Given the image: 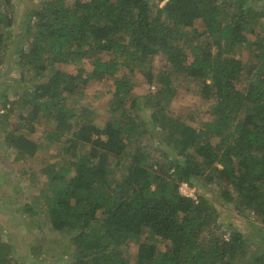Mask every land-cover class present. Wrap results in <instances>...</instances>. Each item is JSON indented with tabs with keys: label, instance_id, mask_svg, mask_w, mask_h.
Returning a JSON list of instances; mask_svg holds the SVG:
<instances>
[{
	"label": "trees",
	"instance_id": "1",
	"mask_svg": "<svg viewBox=\"0 0 264 264\" xmlns=\"http://www.w3.org/2000/svg\"><path fill=\"white\" fill-rule=\"evenodd\" d=\"M15 8L13 0H0V47L20 24L14 52L21 78H31L25 92L34 107L29 117L43 111L53 118L56 131L49 139L66 145L55 148L60 160L42 169L50 191L48 220L72 247L66 263L233 264L246 257V234L236 229L229 240L215 236L210 227L219 220L216 206L205 195L182 194L180 186L225 179L233 188L224 190L225 200L264 223V50L261 38L251 43L249 37L250 27L264 19V0H167L163 6L150 0H42L20 23ZM195 23L202 30L190 37L186 28ZM248 45L256 62L233 54ZM155 55L163 64L153 75L157 100L141 105L131 77ZM61 64H75L77 74L59 70ZM121 68L126 72L116 77L111 104L115 118L100 127L78 115L68 102L76 87L115 79ZM183 86L210 103L199 128L171 111ZM149 103L152 127L158 128L153 135L162 147L154 151L130 145L141 126L131 113ZM7 137L20 154L40 150L30 136ZM145 231L168 241V249L143 240ZM132 242L139 243L133 260L125 255ZM251 260L264 264V252H253ZM0 264H21L13 244L1 239Z\"/></svg>",
	"mask_w": 264,
	"mask_h": 264
},
{
	"label": "rangeland",
	"instance_id": "2",
	"mask_svg": "<svg viewBox=\"0 0 264 264\" xmlns=\"http://www.w3.org/2000/svg\"><path fill=\"white\" fill-rule=\"evenodd\" d=\"M13 1L20 17L18 23H20L27 11L40 7L42 0ZM150 2L154 6H163L167 0H150ZM199 24L188 25L186 32L190 37L202 30V23ZM19 25L12 28L14 37L0 47V239L13 244L15 257L21 264H67L66 260L72 254V247L66 234L56 232L48 220L46 198L50 191L46 189L47 176L42 172L47 164L60 160L55 154V148H60L59 146L62 145L49 139L53 131H56L53 118L44 117L43 111L37 113L35 119L29 117L34 107L28 103L30 96L26 98L25 92L26 88L31 86V78L27 75L26 78H21L18 56L14 52V46L18 40L15 35L19 32ZM249 37L251 43L256 41V38H261L264 50V19L258 20L250 27ZM252 47L249 45L235 47L233 54L244 63L252 60L256 62ZM91 60H88L90 63H84L88 70L91 69ZM162 67V56L155 55L148 62L145 71L136 69L132 74L133 96L140 97L141 105L150 97L153 98V103L156 102L157 99L154 98L156 84L153 83V75ZM58 69L70 74L78 72L75 64H61L58 65ZM125 72L121 68L115 74V79L106 77L103 80L90 81L76 87L74 96L69 95V104L76 108L78 115L86 114L93 123L100 127L105 126L115 118L111 104L116 77L122 76ZM245 80L248 79L244 78L238 84L239 88L246 85ZM193 87L194 85H191L189 88ZM5 96L9 97L6 106L3 104ZM209 105V102L196 95L192 89L183 86L179 88V93L171 105V111L180 115L187 123L199 128L208 119L206 112ZM129 109L130 100L124 106V110ZM131 114L141 125V132L142 129H149L147 134L135 131L130 141L131 147L138 146L149 151L161 149L158 139L153 135L158 128L153 129L150 121L151 104L149 103L146 107L144 105L141 109L132 111ZM30 124L35 126V131L31 132ZM8 132L30 136L40 144L39 152L36 155L20 154L17 148L10 144ZM80 152L83 153L84 150L80 149ZM68 158L70 155L67 156ZM160 159L159 156L158 160ZM166 162L161 159L163 168H166ZM209 171L213 176H217L213 168ZM192 188L195 189L196 195H205L216 206L219 220L215 227H210V231H213L215 236L224 238L225 233L240 229L249 238L246 257L240 256L233 264H253L251 260L253 252H264V223L261 218L246 210L239 212L235 201L225 200L224 190L233 192V188L225 179L217 177L207 186L197 184ZM26 206L31 209L32 214L27 212ZM204 236L206 241L210 239L208 231ZM142 239L155 243L162 250H167L169 246L168 241L153 236L149 231L142 234ZM138 247V242L130 243L125 255L133 260Z\"/></svg>",
	"mask_w": 264,
	"mask_h": 264
},
{
	"label": "built area",
	"instance_id": "3",
	"mask_svg": "<svg viewBox=\"0 0 264 264\" xmlns=\"http://www.w3.org/2000/svg\"><path fill=\"white\" fill-rule=\"evenodd\" d=\"M180 192L184 195L190 196L194 199H197V195L195 194V189H193L191 186H189L188 183L183 182L180 186ZM231 237V233H225L224 234V239L229 240Z\"/></svg>",
	"mask_w": 264,
	"mask_h": 264
}]
</instances>
